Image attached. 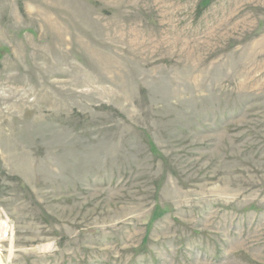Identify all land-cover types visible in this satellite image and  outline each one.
Masks as SVG:
<instances>
[{"label":"rangeland","instance_id":"rangeland-1","mask_svg":"<svg viewBox=\"0 0 264 264\" xmlns=\"http://www.w3.org/2000/svg\"><path fill=\"white\" fill-rule=\"evenodd\" d=\"M4 264H264V0H0Z\"/></svg>","mask_w":264,"mask_h":264},{"label":"bare ground","instance_id":"bare-ground-1","mask_svg":"<svg viewBox=\"0 0 264 264\" xmlns=\"http://www.w3.org/2000/svg\"><path fill=\"white\" fill-rule=\"evenodd\" d=\"M8 230H9L8 224L3 219H0V240H3L7 237ZM0 264H4V263L0 261Z\"/></svg>","mask_w":264,"mask_h":264},{"label":"water","instance_id":"water-1","mask_svg":"<svg viewBox=\"0 0 264 264\" xmlns=\"http://www.w3.org/2000/svg\"><path fill=\"white\" fill-rule=\"evenodd\" d=\"M0 261H1V258H0Z\"/></svg>","mask_w":264,"mask_h":264}]
</instances>
